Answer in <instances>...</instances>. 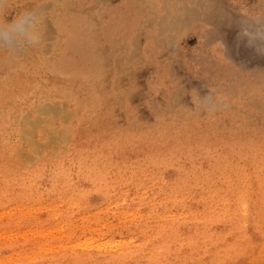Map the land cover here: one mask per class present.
Returning <instances> with one entry per match:
<instances>
[{
	"label": "bare ground",
	"instance_id": "1",
	"mask_svg": "<svg viewBox=\"0 0 264 264\" xmlns=\"http://www.w3.org/2000/svg\"><path fill=\"white\" fill-rule=\"evenodd\" d=\"M204 2L0 0V256L20 249L22 264H53L59 254L84 246L102 261L132 257L136 264H148L152 254L146 257L142 248L150 247L160 250L159 264H220L258 243V234H264V159L256 163L257 179L248 187L243 168L234 170L235 178L220 180L209 176L214 167L202 174L193 168L174 184L160 185L157 165L146 171L138 163L123 164L128 160L104 161L110 168L123 165L114 177L98 164L87 171L90 189L101 201L83 210L79 201L85 191L77 185L81 173L74 178L61 157L63 150L71 151L69 144L89 113L110 110L101 106L110 93L129 105L130 97L148 87L140 83L143 72L167 73L152 49L171 43L205 16ZM138 62L145 65L137 68ZM115 73L124 76L123 83ZM10 125L20 135L16 146L6 138L4 126ZM5 151L10 155H2ZM44 153L60 162L41 171L11 172L12 160L32 165ZM50 177V187L44 188ZM29 202H34L31 212H1ZM137 237L143 238L135 242ZM118 247L126 249L111 253Z\"/></svg>",
	"mask_w": 264,
	"mask_h": 264
},
{
	"label": "rangeland",
	"instance_id": "2",
	"mask_svg": "<svg viewBox=\"0 0 264 264\" xmlns=\"http://www.w3.org/2000/svg\"><path fill=\"white\" fill-rule=\"evenodd\" d=\"M203 11H207L206 15L194 20L171 43L165 42L152 49V53L158 54L156 57L162 61L161 64L166 65V74L143 72L140 83H148V87L145 85L144 91L130 97L129 105L116 100L112 97L115 95L110 93L103 99L107 104L101 105L109 106L110 110L104 109L106 114L96 111L89 113L81 123L84 127L82 125L78 135L69 144L71 151L61 152L62 160L70 163L67 166L71 168V173H76L74 178L81 173L77 185L85 191L79 201L83 210L89 208L91 203L101 201V195L90 189L92 179L86 175L97 164L102 169L108 167L111 170L110 177H114V170L123 164L138 163L146 171L153 170L157 165L155 170L160 173L157 177L160 185L174 184L180 175H188L193 168L197 174H202L204 168L212 167L214 169L209 176L215 175L214 179H233L238 175L234 174V170L243 168L241 173L247 175L246 187L256 181L254 168L256 163L264 159V0H205ZM14 15L12 9L10 17ZM143 65L145 63L138 62L136 67L141 68ZM148 65L154 68L155 63L150 62ZM116 77H121L120 82L123 83V75L115 73ZM233 102V105L230 104ZM4 129L9 143L16 146L20 135L12 125L4 126ZM98 147L100 150H96ZM4 154L10 155L7 151L2 152ZM81 156L88 159L81 161ZM116 156L117 160L114 161ZM76 157L79 161H76ZM110 160L128 161L114 168L101 164ZM59 162V157L44 153L32 165L22 159L18 162L12 160L11 172L25 173L30 169L41 171ZM227 170L231 171L228 173ZM51 180L50 177L47 185L43 184L44 188L50 187ZM70 186L73 185L70 183ZM43 204L47 205L49 201ZM33 206L34 202H29L10 209L4 208L1 212L7 216L8 212L15 210L14 213L20 215L23 211L31 212ZM144 213L140 212L139 215ZM173 214L170 211L168 216L173 217ZM126 231H123V237ZM54 233L58 234L57 230ZM27 235L32 236L31 231ZM142 238H135V242H140ZM263 245L264 234L260 233L257 244L249 245L220 264H264ZM123 249L126 248L118 247L109 252ZM142 249L146 257L152 254L148 264L160 263V250L150 247ZM21 254L20 249H17L10 257L2 255L0 264H22ZM59 255L53 264H136L132 257L122 262L102 261L98 257L99 253L84 246ZM76 255L78 258L74 259Z\"/></svg>",
	"mask_w": 264,
	"mask_h": 264
}]
</instances>
